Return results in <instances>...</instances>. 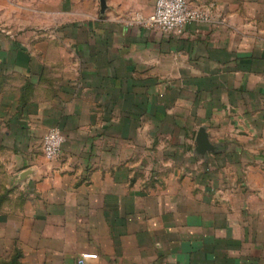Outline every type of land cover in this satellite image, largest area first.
Instances as JSON below:
<instances>
[{
  "label": "crops",
  "instance_id": "0c3cea01",
  "mask_svg": "<svg viewBox=\"0 0 264 264\" xmlns=\"http://www.w3.org/2000/svg\"><path fill=\"white\" fill-rule=\"evenodd\" d=\"M187 1L207 19L179 34L119 18L154 0H106L61 44L2 51L0 250L12 245V264H78L83 251L97 253L84 264H264V157L246 189L217 194L196 169L208 158L188 149L190 118L232 96L255 106L251 150L264 149V0ZM50 126L65 136L51 161Z\"/></svg>",
  "mask_w": 264,
  "mask_h": 264
},
{
  "label": "rangeland",
  "instance_id": "374dc122",
  "mask_svg": "<svg viewBox=\"0 0 264 264\" xmlns=\"http://www.w3.org/2000/svg\"><path fill=\"white\" fill-rule=\"evenodd\" d=\"M99 7V0H0V58L2 51L12 46V43L32 44L47 40L51 44H61L60 31L71 27L73 18L78 16L86 20L93 15H99ZM106 9L100 14H104ZM136 11L144 14L141 6H130L119 18L130 25L140 24L130 21V15ZM198 96L200 97V94ZM230 99L232 100H217L219 109L211 111L208 117L196 114L189 120V127L193 126V130L188 135L192 138L194 146L195 134L201 125L206 128L211 142L227 144V150H209L204 155L195 152L194 147L191 149L193 145L190 142L188 144L189 151L193 150L195 157L208 158L204 164L196 165V169L203 168L202 171L211 176L208 186L217 194L223 186L233 189L237 184L241 189H246L248 183L244 177L245 168L250 166L257 156L264 157L263 148L251 150V145L258 140L256 135L251 133V127L257 125L254 115L256 110L253 111L255 106L246 98L242 102H235L233 96ZM204 103L205 101L201 100L199 105L202 107ZM259 125L264 127V124ZM184 147L186 148V145ZM260 166L264 168V158L260 161ZM239 167L243 169V177L236 182L233 174L240 171ZM0 252V264H12V245L3 246Z\"/></svg>",
  "mask_w": 264,
  "mask_h": 264
},
{
  "label": "built area",
  "instance_id": "2783aa9c",
  "mask_svg": "<svg viewBox=\"0 0 264 264\" xmlns=\"http://www.w3.org/2000/svg\"><path fill=\"white\" fill-rule=\"evenodd\" d=\"M130 18L131 22L179 34L187 24L206 20L207 13L200 7L190 5L187 0H154L149 13L142 14L136 11ZM64 137L57 126H50L45 130L41 139L45 159L51 161L58 157ZM96 256L95 252L83 251L77 256L76 261L78 264H84L88 258Z\"/></svg>",
  "mask_w": 264,
  "mask_h": 264
},
{
  "label": "water",
  "instance_id": "95a60500",
  "mask_svg": "<svg viewBox=\"0 0 264 264\" xmlns=\"http://www.w3.org/2000/svg\"><path fill=\"white\" fill-rule=\"evenodd\" d=\"M100 11L103 12L106 7V0H99ZM195 151L199 154L204 155L207 151H216V145L211 142L206 128L201 125L198 127L195 134Z\"/></svg>",
  "mask_w": 264,
  "mask_h": 264
}]
</instances>
